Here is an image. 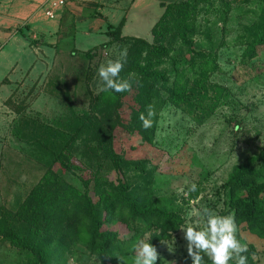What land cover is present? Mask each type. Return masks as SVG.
Masks as SVG:
<instances>
[{"label": "trees", "instance_id": "trees-1", "mask_svg": "<svg viewBox=\"0 0 264 264\" xmlns=\"http://www.w3.org/2000/svg\"><path fill=\"white\" fill-rule=\"evenodd\" d=\"M253 2L258 8L254 20L242 25L236 35V45L242 47V62L246 63L264 51V0H177L162 4L164 10L151 28L150 41L121 36L124 22L121 19L117 25L107 26L108 41L85 51L86 57L92 59L98 49L115 42L125 43L126 57L120 77L128 79L131 88L121 93L101 91L93 97L74 137L56 151L16 210L2 213L0 237L27 253L26 264H58L74 241H81L100 264H126L111 255L119 235L103 229L105 223L122 219L142 235L148 234L146 242L156 249L181 227L179 205L159 204L157 198L151 197L152 191L142 190L141 185L132 186L121 178L109 180L108 170L119 176L126 173L141 176L148 162L146 158L128 159L117 151L113 131L121 127L152 145L155 120L144 128L139 117L143 114L149 118L148 112L156 99L185 110L197 123L212 114L225 91L211 77L221 72L217 50L224 46L222 37L236 18L230 17V13L233 8ZM218 33V40H213ZM126 97L132 111L122 122L118 112ZM76 141L90 153V165L79 161L72 152ZM259 163H264V148L258 155L233 166L224 187L228 210L237 228L264 239V206L260 198L264 174ZM76 172L81 189L63 177L64 173ZM196 196L197 191L192 197ZM257 253L249 245L242 255L247 257V264H260Z\"/></svg>", "mask_w": 264, "mask_h": 264}, {"label": "rangeland", "instance_id": "rangeland-1", "mask_svg": "<svg viewBox=\"0 0 264 264\" xmlns=\"http://www.w3.org/2000/svg\"><path fill=\"white\" fill-rule=\"evenodd\" d=\"M257 12L253 2L233 8L230 13V17L236 18L222 37L224 46L217 50L221 72L211 77V81L225 91L212 114L197 123L185 110L156 99L150 109V119L155 120L156 126L152 145L144 143L137 134L129 135L121 127L113 131L117 151H122L128 159L146 158L148 162L145 175L141 176L132 173L119 176L105 165L109 180L121 178L132 186L141 185L142 190L152 191L151 197L157 198L159 204L173 203L181 208L183 224L170 239L159 244L156 264H191L181 230L186 226L188 213L208 209L212 214L232 215L224 187L228 175L233 166L258 155L264 148V51L245 63L241 59L242 47L236 45L238 31L254 20ZM109 20L112 21L110 17ZM219 36L218 33L213 40L217 41ZM9 47L0 55V78L6 74L2 65L25 58ZM124 50L125 43L115 42L98 49L92 59H88L85 52L77 51L59 56L48 54L45 69L31 75L21 74L12 95L0 104V219L3 212L16 210L56 151L74 137L83 115L89 111L91 100L101 92L98 67L120 58ZM25 64L24 60L20 68ZM178 67L180 69L181 65ZM187 73L192 75L190 70ZM131 111L129 97H126L118 112L122 122H126ZM73 146L72 152L78 160L90 165L88 150L78 141ZM262 165L259 163L264 174ZM77 175L78 172L64 173L63 177L81 189ZM191 184L196 185V190L189 192ZM196 191L197 196L193 198ZM260 198L264 206V191ZM198 226L203 227V217ZM103 229L118 233L111 255L126 264H133L137 243L148 240V234L142 235L122 219L105 223ZM236 236L241 244L253 245L259 263L264 264V239L241 227L237 228ZM27 256L0 237V264H26ZM58 264L100 263L81 241H74Z\"/></svg>", "mask_w": 264, "mask_h": 264}, {"label": "crops", "instance_id": "crops-1", "mask_svg": "<svg viewBox=\"0 0 264 264\" xmlns=\"http://www.w3.org/2000/svg\"><path fill=\"white\" fill-rule=\"evenodd\" d=\"M52 1L0 0V55L10 45L25 56L20 62L2 65L6 74L0 78V104L12 95L22 73L45 69L49 55L85 52L108 41L107 26H115L119 16L124 19L121 36L150 41L151 28L164 10L162 4L177 0H63L55 18L48 19L45 10ZM24 60L26 64L20 68Z\"/></svg>", "mask_w": 264, "mask_h": 264}, {"label": "clouds", "instance_id": "clouds-1", "mask_svg": "<svg viewBox=\"0 0 264 264\" xmlns=\"http://www.w3.org/2000/svg\"><path fill=\"white\" fill-rule=\"evenodd\" d=\"M125 57L126 50L121 51L120 58L109 60L98 67L97 74L102 81L101 91L110 90L113 93H121L130 90L129 80L120 77ZM151 116L150 110L149 118H145L143 114L140 115L139 119L144 128L151 126ZM195 190V184L189 185V192ZM185 195L187 196V192ZM201 217H203V227L198 226ZM181 230L191 264H229L230 261H234V264H247V257L242 255L247 252V245L241 244L237 239V226L231 214L223 216L212 214L208 209L190 212L186 226ZM157 259L158 252L151 242L140 240L137 243L133 264H156Z\"/></svg>", "mask_w": 264, "mask_h": 264}, {"label": "built area", "instance_id": "built-area-1", "mask_svg": "<svg viewBox=\"0 0 264 264\" xmlns=\"http://www.w3.org/2000/svg\"><path fill=\"white\" fill-rule=\"evenodd\" d=\"M64 4L63 0H54L50 3L48 8L45 10V15L48 19L55 18V10Z\"/></svg>", "mask_w": 264, "mask_h": 264}]
</instances>
